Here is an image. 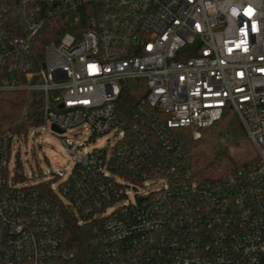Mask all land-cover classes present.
Returning a JSON list of instances; mask_svg holds the SVG:
<instances>
[{
	"label": "built area",
	"instance_id": "built-area-1",
	"mask_svg": "<svg viewBox=\"0 0 264 264\" xmlns=\"http://www.w3.org/2000/svg\"><path fill=\"white\" fill-rule=\"evenodd\" d=\"M54 19L71 30L39 55ZM133 78L148 92L125 121ZM0 91L41 92L53 132L117 138L80 151L62 137L70 171L25 185L14 142L38 127L0 133V264H73L42 183L90 225L92 264H264V0H0ZM229 110L256 157L198 180L177 129L200 139Z\"/></svg>",
	"mask_w": 264,
	"mask_h": 264
},
{
	"label": "trees",
	"instance_id": "trees-1",
	"mask_svg": "<svg viewBox=\"0 0 264 264\" xmlns=\"http://www.w3.org/2000/svg\"><path fill=\"white\" fill-rule=\"evenodd\" d=\"M1 1L7 2L8 0ZM85 11L83 10L78 24L87 28L88 17ZM44 30L40 37L41 42L36 48L39 55L42 54L44 44L51 40H57L61 34L71 30V27L70 24L64 23L61 19H54L47 24ZM147 92L146 81L142 78L126 79L121 82L117 108L123 120H130L135 105L145 97ZM228 112L230 110L226 111L219 121L207 128L205 134L212 132ZM43 122V97L41 92L0 91V133L6 130L16 133L26 132L30 127L42 126ZM177 133L184 142L185 151L190 155L194 176L198 180H218L230 170L248 163L238 161L227 147L215 151L204 149L200 145V141L204 136L200 139H193L187 128H178ZM39 189L47 200L60 207V210L65 213L64 244L74 254L73 264H92L93 246L90 225H78L74 217L64 207L62 209L60 198L50 189L49 183L40 184Z\"/></svg>",
	"mask_w": 264,
	"mask_h": 264
},
{
	"label": "rangeland",
	"instance_id": "rangeland-1",
	"mask_svg": "<svg viewBox=\"0 0 264 264\" xmlns=\"http://www.w3.org/2000/svg\"><path fill=\"white\" fill-rule=\"evenodd\" d=\"M36 130V135L28 134L26 138L14 142L13 151L20 158L27 177L25 185L37 184L45 178H51L58 170H65L66 173L70 171L72 155L67 153L62 137H73L80 151L103 146L110 149L117 139L110 134L94 135L85 124L68 129L64 134L42 126ZM200 145L208 151L227 147L238 161L250 162L256 157V151L233 111L228 112L212 132L204 135Z\"/></svg>",
	"mask_w": 264,
	"mask_h": 264
},
{
	"label": "water",
	"instance_id": "water-1",
	"mask_svg": "<svg viewBox=\"0 0 264 264\" xmlns=\"http://www.w3.org/2000/svg\"><path fill=\"white\" fill-rule=\"evenodd\" d=\"M52 130L58 132V133H62L63 130L59 129L56 125H52Z\"/></svg>",
	"mask_w": 264,
	"mask_h": 264
}]
</instances>
